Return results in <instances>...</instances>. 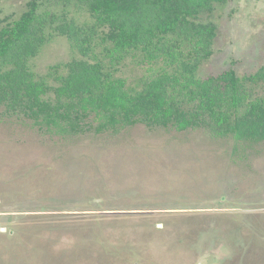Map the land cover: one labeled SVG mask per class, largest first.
<instances>
[{"label": "rangeland", "instance_id": "rangeland-1", "mask_svg": "<svg viewBox=\"0 0 264 264\" xmlns=\"http://www.w3.org/2000/svg\"><path fill=\"white\" fill-rule=\"evenodd\" d=\"M28 1L0 0V27ZM200 20L217 31L199 76L264 63V0ZM74 57L53 35L31 63L44 73ZM0 264H264V145L141 124L61 138L0 108Z\"/></svg>", "mask_w": 264, "mask_h": 264}, {"label": "trees", "instance_id": "trees-1", "mask_svg": "<svg viewBox=\"0 0 264 264\" xmlns=\"http://www.w3.org/2000/svg\"><path fill=\"white\" fill-rule=\"evenodd\" d=\"M39 1L0 27L6 115L61 138L141 124L264 145V63L198 75L217 31L200 15L226 0H53L52 9ZM53 35L79 57L35 72L31 60ZM129 64L146 66L132 84L121 75Z\"/></svg>", "mask_w": 264, "mask_h": 264}]
</instances>
